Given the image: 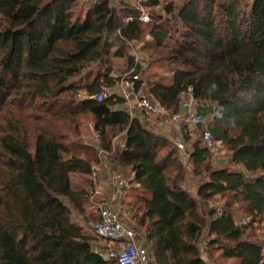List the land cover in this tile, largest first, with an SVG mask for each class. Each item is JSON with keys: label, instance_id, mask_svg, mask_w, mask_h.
Returning a JSON list of instances; mask_svg holds the SVG:
<instances>
[{"label": "trees", "instance_id": "trees-1", "mask_svg": "<svg viewBox=\"0 0 264 264\" xmlns=\"http://www.w3.org/2000/svg\"><path fill=\"white\" fill-rule=\"evenodd\" d=\"M159 5L0 0V264H119L95 251L105 240L83 224L88 206L97 211L92 223L99 218L94 185L75 188L71 181L72 174H98L103 160L132 175L124 205L156 264H208L200 253L205 230L207 246L223 257L264 264L262 243L246 239L232 209L205 214L199 206L223 195L241 203L251 222L264 214V0H185L181 41L174 44L163 14L140 19L144 7ZM174 10L169 0L164 11ZM142 41L150 64L139 69L136 87H146L166 111L178 110L192 87L197 111L213 115L214 137L240 167L213 166L211 150L183 124L188 164L200 181L197 197L186 186L181 150L157 124L131 116L115 93L76 102L81 88L91 95L114 88L121 72L135 66L131 51ZM117 58L126 59L125 68L115 65ZM163 61L175 65L170 82L145 78ZM85 112L100 139L92 147L70 142L80 127L76 115Z\"/></svg>", "mask_w": 264, "mask_h": 264}, {"label": "rangeland", "instance_id": "rangeland-1", "mask_svg": "<svg viewBox=\"0 0 264 264\" xmlns=\"http://www.w3.org/2000/svg\"><path fill=\"white\" fill-rule=\"evenodd\" d=\"M246 1H251V0H246ZM131 2H136L131 1ZM169 2V0H160V5L157 6L155 9L153 7L148 8V7H144V11L147 12L150 16V18L152 17V12H155L156 14L160 13L163 14L165 17V21H166V26L169 28L170 30V35L168 38V42L170 44H174L175 42H178L179 40L181 41V32H182V22L179 18V12H180V8L181 6L185 3V0H175V10L170 13L167 14L164 11V6H166V4ZM113 4H117L118 2L116 0H114L112 2ZM246 2L244 1V4ZM155 20V19H154ZM148 38V37H146ZM147 40V39H146ZM143 46V41L139 42L138 44L136 43L135 46H133L132 48V53L133 51H138L140 54L142 55H147L148 54L142 50ZM115 61V60H114ZM118 66H122L120 63H117ZM123 68H125L124 66H122ZM148 67V66H147ZM145 67V68H147ZM175 68V65L171 62H157V63H153V66L146 71L145 74V78H149L151 77L153 79V81L156 80H161L163 81V79L166 80V82H170L171 78H172V74H173V69ZM122 74V72H121ZM76 80H79V77H76ZM80 82V80L78 81ZM81 82H85V80H81ZM118 88H109V87H105L102 92H105L107 94L111 93V92H118L117 90ZM84 91H86V89L81 88L76 95V102H80V100H83L85 95H84ZM98 93V91H95ZM95 93V94H97ZM148 95V94H147ZM149 97V95H148ZM150 98V97H149ZM151 100V98H150ZM155 105L157 109H162V107L155 103L153 100H151ZM196 101V100H195ZM38 102L43 103V101L40 99L38 100ZM198 104L196 101L195 104V108L197 110ZM56 108H60V105H57ZM29 113H31V111H28ZM137 115H140V111H137ZM2 111H0V115H1ZM160 113V112H158ZM174 113V111H167L166 113H163L164 115H161L159 117V121L157 122V129L158 131L161 132H165L170 138L171 140H173V142L175 141V139L177 138H181V141L184 143V148L181 149V156L182 159L187 162L185 167L187 169V180H186V186L189 189L190 193L197 197V191H198V185L200 183L199 178L194 176L193 171H192V166L189 163L188 160V156L186 153V150H189L191 148V143L187 142L184 139L183 134L180 132V129L182 128L183 124H186V121L184 120L185 116L182 115L181 120L179 121H173L171 119L172 114ZM39 114V113H36ZM184 114V112H183ZM39 116H41L39 114ZM141 116V115H140ZM76 119L78 120V122L80 123V127H78V135L77 136H73L70 140V142H75V143H79V144H88L91 147L95 146L98 142H99V138L97 137L95 131L93 130V123H94V116L88 112L85 113H79L78 115H76ZM0 122H2L0 120ZM149 123H153L150 122ZM150 124V125H151ZM156 125V124H155ZM187 126V125H186ZM159 128H162V130ZM164 128V130H163ZM188 130L191 131L192 134V138L194 139H200L201 138V133L200 130L198 128L195 127H189L187 126ZM180 151V150H179ZM212 154H213V166L217 167H224V166H230V167H234V168H240L238 165H234L231 163V151L228 149V147L223 144L222 141H218V144L216 146V148L214 150H211ZM103 159H107L106 158V154L104 152H101ZM66 157L70 156L69 154H65ZM107 160H103L102 165L99 168V172H98V179L96 180V182L94 180H92V176L86 175V174H72L71 176V181H72V185L75 188H87V189H92V184L94 185L93 188L95 187L96 190H100L99 194H95V200L96 203H100L99 200H101V202H106L109 199L110 193L106 191V188H108V183H107V179L109 178L108 173H107ZM117 170L118 172H120L123 177L125 178V188L129 186L128 184V180L130 182V178L132 177V175L129 173V171L127 169H121L120 167L117 166ZM247 175L253 176V174L247 173L245 172ZM123 188H120L117 192L118 196L116 197V195H114V202L117 205H124V203H126V201L123 198ZM231 199H229V197L227 196H223V195H218L215 198H212L209 202H203L200 201V210L207 214L208 210H210L211 208H216L217 211L220 213L222 210H224L225 208L228 209H232V213L236 219V222L238 224L241 225H246V239L249 240H254V241H258L260 243H262V249H264V214L261 215L260 217H258V219L254 222H251L252 218L250 215H248V213L245 210V207L241 204V203H231L230 202ZM102 202V203H103ZM99 205V204H98ZM97 205V207H98ZM125 206V205H124ZM137 206V205H136ZM88 211V220L84 221L83 224L85 225V229L88 232H91V226H92V221L95 219L97 211L93 206H88L87 207ZM129 212V210H128ZM140 214V213H139ZM132 215L129 212V218L130 220L134 223L135 221L132 220ZM82 218H84L83 216H79L78 219L82 220ZM136 226V225H135ZM142 231V230H141ZM144 232V231H143ZM145 233V232H144ZM208 232L205 230L204 231V235L201 238V242H200V246L204 243L207 242L209 243L210 241V237L209 234H207ZM102 239V238H101ZM103 240V239H102ZM103 245L100 248L106 247V242L103 241L102 242ZM146 243H144L145 246ZM149 244V243H148ZM147 253L149 252V245L145 246ZM264 253V250H263ZM207 262L208 264H236L238 262V260L236 259H229V258H225L222 256V253L220 250H217L216 247H209L207 246ZM145 264H155V259L151 256V254L149 255L148 253V261Z\"/></svg>", "mask_w": 264, "mask_h": 264}, {"label": "built area", "instance_id": "built-area-1", "mask_svg": "<svg viewBox=\"0 0 264 264\" xmlns=\"http://www.w3.org/2000/svg\"><path fill=\"white\" fill-rule=\"evenodd\" d=\"M137 1L141 2L144 0ZM140 19L144 23L150 22L149 14L143 9ZM132 54L134 56L135 66L125 70L121 74V81L117 93L111 92L107 94L100 92L91 95L87 91H84V99L94 98L101 101L108 95L115 93L125 100L127 112L131 116L137 114V111H140V115L146 120L153 122L152 125H154L159 121V117L167 111L163 107L162 109L156 108V105L147 95L146 87H136V81L140 80L141 76L139 69L147 67L150 64V60L146 55H142L138 51H133ZM187 92L185 101L186 111L184 114L183 112L174 111L171 119L177 122L183 119L182 115H184L187 126L200 130L203 146L209 150H214L218 144V140H216L211 130L213 115L199 113L195 108L196 99L192 87H189ZM175 144L179 150L184 148V143L181 141V138L175 139ZM106 169L109 176L106 191L110 193V196L108 201L99 203V218L92 223V230L94 234L105 240L107 244L106 247L96 248L95 251L104 258L117 260L119 264H142L146 260L147 254L146 247L144 246V240L146 239L145 233L129 219L127 208L124 205H117L114 202V195L117 194L120 188L125 187V178L118 172L117 166L113 163H108ZM97 179L98 174L95 171L92 174V180L96 182ZM99 193L100 190H94V195ZM200 253L202 257H207V242L201 245Z\"/></svg>", "mask_w": 264, "mask_h": 264}, {"label": "crops", "instance_id": "crops-1", "mask_svg": "<svg viewBox=\"0 0 264 264\" xmlns=\"http://www.w3.org/2000/svg\"><path fill=\"white\" fill-rule=\"evenodd\" d=\"M112 2L114 1V0H111ZM117 2L119 1V0H116ZM131 1H134V0H131ZM136 2H138L137 0H135ZM147 40H152V37L151 36H148V38H147ZM138 44V43H137ZM134 46L136 45V44H133ZM132 53V52H131ZM147 56V55H146ZM148 57V56H147ZM149 58V57H148ZM125 62H126V59H124V58H117V59H115V65H117V63H120L122 66H124V64H125ZM117 67H118V65H117ZM120 85V82L115 86V88H118V86ZM188 91V90H187ZM185 92V93H183L182 94V96H181V99H180V102H179V107H178V110H176V111H179V112H185L186 111V107H185V101H186V98H187V93L188 92ZM86 92V91H85ZM162 107V106H161ZM164 108V107H163ZM149 122V121H148ZM151 124V123H150ZM152 125V124H151ZM152 126H155V124L154 125H152ZM175 142V141H174ZM64 157L67 159V158H70L71 157V155L70 156H68V157H66L65 156V154H64ZM108 163V162H107ZM109 163H112V162H109ZM187 163V162H186ZM198 192V191H197ZM146 236V235H145ZM144 243H146L145 244V246H147V245H149L148 244V242H147V237H146V239L144 240ZM107 244V243H106ZM202 258H204L205 260H207V257H202ZM148 261V253L146 254V260H144V262L142 263V264H145L146 262ZM156 264V263H155Z\"/></svg>", "mask_w": 264, "mask_h": 264}]
</instances>
